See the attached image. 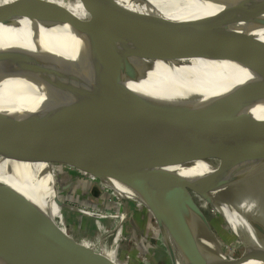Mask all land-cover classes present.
Returning a JSON list of instances; mask_svg holds the SVG:
<instances>
[{
  "label": "water",
  "instance_id": "95a60500",
  "mask_svg": "<svg viewBox=\"0 0 264 264\" xmlns=\"http://www.w3.org/2000/svg\"><path fill=\"white\" fill-rule=\"evenodd\" d=\"M123 2L137 32L124 30L121 39L136 54L143 55L146 64L126 73L87 79L68 78V65L62 67L61 75H54L41 65L0 69V142L7 151L2 169L20 171L38 163L49 167L70 162L100 182L104 189H119L131 201L149 204L162 202L163 196L177 199L184 207L188 222L191 264H217L212 258L215 231L196 200L197 195L208 196L209 189L201 185L203 193H200L188 180L167 174L166 170L171 172L174 167L166 154L171 150L158 141L152 147L139 141L123 143V155L118 156L105 153L97 142V135L102 126L112 121L159 126L179 136L182 150L187 143H194L207 159L212 148L222 160L220 155L224 154L264 193V157L256 148L264 146V89L256 87L264 58L261 46L264 45L226 19L234 36L214 20L199 21L217 34L224 45L204 43L154 8L151 0ZM114 4L111 1V7ZM47 6L53 18L59 19L61 29L95 24L111 9L83 21L64 8L49 3ZM22 7H25L23 0L12 3L0 20L7 22L8 17ZM32 42L40 43L39 39ZM107 44L114 46L111 41ZM198 62L232 64L243 71L247 79L221 94L195 90L186 86L189 80H183L182 76L186 73L183 71ZM163 71L169 74L168 78L159 79L157 73ZM155 100L191 111L210 140L196 132L183 114L165 122L148 117L149 113L164 111V108L150 106ZM61 132L67 133L71 149L81 164L70 158L60 161L52 152L56 135ZM194 133L212 148L200 143L192 136ZM4 142H8L11 149H7ZM146 150L151 154L144 153ZM262 217L264 209L256 211L248 220L249 231L243 239L245 253L239 264H264V236L258 244L253 241ZM164 223L170 235L176 237L171 219L164 217ZM65 238L76 254L37 258L0 255V264H116L102 253L76 246L67 235ZM225 263L229 264L227 259Z\"/></svg>",
  "mask_w": 264,
  "mask_h": 264
},
{
  "label": "bare ground",
  "instance_id": "6f19581e",
  "mask_svg": "<svg viewBox=\"0 0 264 264\" xmlns=\"http://www.w3.org/2000/svg\"><path fill=\"white\" fill-rule=\"evenodd\" d=\"M16 1L18 0H0V17H5V9ZM123 1L111 8L95 24L79 29H61L59 25L62 24L59 19L53 18L52 10L48 8L46 1L23 0L25 7L9 16L7 22L0 20V69H23L41 65L47 67L54 75H61L64 71L62 67L68 65V78L87 79L126 73L146 64V58L136 54L130 45L121 39L124 30L137 32L125 11L127 7ZM151 1L153 7L164 16L188 29L194 37L204 43L218 47L224 45L217 34L211 33L199 23L214 20L220 23L228 34L234 36L226 25L232 22L236 24L234 27L246 31L251 37L257 38V43L264 45V0ZM212 6H220L226 15L218 16ZM225 19L229 22H225ZM33 39H39L40 43L33 44ZM237 39L240 40L239 37ZM107 40L111 41V44L114 43V46H109ZM183 72L186 73L182 79L189 80L186 86L214 94H221L233 84H241L247 79L243 71L226 63L198 62ZM157 74L159 79H166L169 75L164 71ZM256 87L264 89V58ZM150 103L152 108H164V111L149 113L148 117L157 122H165L183 114L192 122L196 132L210 140L191 111L161 100ZM99 130L97 142L105 153L122 156L123 143L131 141H139L149 147L158 141L167 146L171 151L166 154L174 165L171 175L176 179L188 180L200 193H203L201 185H205L210 192L203 198L224 215L233 232L243 243L244 235L249 231V218L256 211L264 209V193L257 189L227 156L222 153L220 155L224 162L221 169L208 160L194 143H187L182 150L179 147L181 143L178 135L152 124L112 121ZM4 146L11 149L8 142H4ZM56 148L71 157L70 160L81 164L71 149L67 133L56 135L55 143L51 147L54 154ZM256 148L259 155L264 157V146ZM0 189V255L37 258L77 253L65 238L67 232L57 225V218L64 203L57 198L53 165L45 167L38 163L33 167L14 171ZM112 189L120 198L131 200L123 191ZM139 203L157 220L165 245L170 250L169 258L172 264H191L189 228L182 203L168 196H163L162 202ZM164 217L171 219L176 237L170 235ZM263 236L264 217L261 218L260 227L254 237L255 244H258ZM212 248L213 260L217 264H226L227 258L220 245L216 242ZM102 254L107 260H113L104 252Z\"/></svg>",
  "mask_w": 264,
  "mask_h": 264
},
{
  "label": "rangeland",
  "instance_id": "374dc122",
  "mask_svg": "<svg viewBox=\"0 0 264 264\" xmlns=\"http://www.w3.org/2000/svg\"><path fill=\"white\" fill-rule=\"evenodd\" d=\"M44 1L66 9L76 19L84 21L91 20L97 14L110 8L112 0ZM112 2L115 4L111 8L120 4L122 0ZM211 8L218 16L226 15L220 6ZM192 136H195L194 138H197L203 145L208 144L195 133ZM210 151L212 153H208V160L222 169L223 160L214 153L216 152L214 148ZM144 153L151 154L147 150ZM55 154L60 161H65V157L72 159L67 154L58 151V148ZM6 155L7 151L0 142V186L14 172H5L2 169ZM72 164L68 162L53 165L57 198L64 203L57 218V225L67 232L68 238L78 247H88L97 253L104 252L118 264H172L169 258L170 250L165 245L163 233L153 214L147 208L142 207L139 202L121 199L113 190L107 187L104 189L100 182L94 180L77 165ZM166 172L171 174L169 170ZM254 186L258 189L256 185ZM196 200L211 222L216 242L220 245L228 263L239 264L245 253L239 236L233 232L224 215L212 204L203 200L199 195L196 196ZM91 243L96 246L100 245L103 249L98 246L95 249Z\"/></svg>",
  "mask_w": 264,
  "mask_h": 264
},
{
  "label": "built area",
  "instance_id": "2783aa9c",
  "mask_svg": "<svg viewBox=\"0 0 264 264\" xmlns=\"http://www.w3.org/2000/svg\"><path fill=\"white\" fill-rule=\"evenodd\" d=\"M121 199H124V200H125V198H121ZM91 245H92V243H91ZM92 246H93V248H95V249L97 248V246H98V247H101L100 245H97V246H96V244H93ZM101 248H102V247H101ZM102 249H103V248H102Z\"/></svg>",
  "mask_w": 264,
  "mask_h": 264
}]
</instances>
